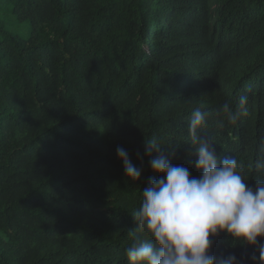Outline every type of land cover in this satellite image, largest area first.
<instances>
[{
  "label": "trees",
  "instance_id": "obj_1",
  "mask_svg": "<svg viewBox=\"0 0 264 264\" xmlns=\"http://www.w3.org/2000/svg\"><path fill=\"white\" fill-rule=\"evenodd\" d=\"M241 95L248 115L232 123L220 109ZM196 108L207 113L199 135L255 190L264 0H0V264H128L132 214L155 178L144 144L200 175ZM211 245L253 264L254 250L224 233Z\"/></svg>",
  "mask_w": 264,
  "mask_h": 264
},
{
  "label": "clouds",
  "instance_id": "obj_2",
  "mask_svg": "<svg viewBox=\"0 0 264 264\" xmlns=\"http://www.w3.org/2000/svg\"><path fill=\"white\" fill-rule=\"evenodd\" d=\"M247 97L241 95L233 111L228 104L221 112L232 123L248 115ZM207 113L193 110L188 123V143L196 151L198 176L190 169L175 165L174 153L162 152L155 140L144 144L151 171L142 190L140 207L132 215L136 227L129 232L132 243L125 249L128 264H238L235 255L218 258L211 252V238L220 233L254 251L253 264H264V181L255 190L244 180L235 157L220 160L211 144L203 139ZM116 156L128 179L139 181L142 168L132 163L128 151L117 147ZM138 233H142L138 235Z\"/></svg>",
  "mask_w": 264,
  "mask_h": 264
}]
</instances>
